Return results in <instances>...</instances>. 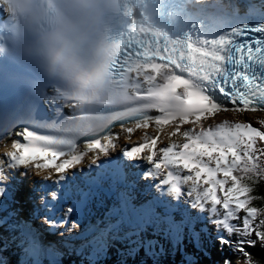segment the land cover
Returning a JSON list of instances; mask_svg holds the SVG:
<instances>
[{
	"label": "snow or ice",
	"instance_id": "snow-or-ice-1",
	"mask_svg": "<svg viewBox=\"0 0 264 264\" xmlns=\"http://www.w3.org/2000/svg\"><path fill=\"white\" fill-rule=\"evenodd\" d=\"M105 10L117 31L95 66H77L46 114L0 117V264H260L264 207L249 193L264 180V120L215 117L264 112V0ZM30 176L42 180L24 188ZM93 209L102 219L82 227Z\"/></svg>",
	"mask_w": 264,
	"mask_h": 264
},
{
	"label": "clouds",
	"instance_id": "clouds-1",
	"mask_svg": "<svg viewBox=\"0 0 264 264\" xmlns=\"http://www.w3.org/2000/svg\"><path fill=\"white\" fill-rule=\"evenodd\" d=\"M18 4L14 7L13 0H0V10L37 29V40L53 60L50 70L61 71L70 81L77 67L73 53L92 33L103 30L107 35L116 26L107 15L105 0H18Z\"/></svg>",
	"mask_w": 264,
	"mask_h": 264
},
{
	"label": "bare ground",
	"instance_id": "bare-ground-1",
	"mask_svg": "<svg viewBox=\"0 0 264 264\" xmlns=\"http://www.w3.org/2000/svg\"><path fill=\"white\" fill-rule=\"evenodd\" d=\"M252 3V2H251ZM254 3V2H253ZM223 116H226L225 119H229V120H240V121H249V122H252L253 123V126H257L259 127L260 125L257 123L258 121L260 120H264V112H256V113H252V112H247L245 114H232V113H228L226 115H221V116H218V117H222V118H219L220 120L224 119ZM216 120V119H215ZM118 130V129H117ZM167 129H165L166 131ZM148 131L151 133L154 131L153 128H149ZM139 135H140V130H137L136 132H134L132 134V140L133 141H137L139 139ZM163 135V134H162ZM165 142H166V138H165ZM121 143H123V140H122V136H121ZM260 145V143L258 142V146ZM2 149V148H1ZM85 160L87 161L88 158L86 157ZM31 177V176H30ZM26 178L28 177H23L21 178L22 181L26 180ZM32 180H42V177H31ZM186 187V186H185ZM25 208H23V212L24 214H27L28 210L26 208V206L24 205ZM68 259L67 257L65 258V260H62L61 261V264H67V260ZM44 264H48V261H44Z\"/></svg>",
	"mask_w": 264,
	"mask_h": 264
},
{
	"label": "rangeland",
	"instance_id": "rangeland-1",
	"mask_svg": "<svg viewBox=\"0 0 264 264\" xmlns=\"http://www.w3.org/2000/svg\"><path fill=\"white\" fill-rule=\"evenodd\" d=\"M250 2H252V3L254 2L255 4H259L260 0H250ZM223 117H224V119L226 118V116H223ZM219 118H222V117H218V116L215 117L216 121H219L220 120ZM98 210H101V209H98ZM101 213H102L101 211L100 212L98 211V215L100 217H102ZM249 251H251L253 253V259L254 260H256L257 262H260V264H264V262H261V257L264 256V252H262L258 246L254 249H249ZM17 255L19 256V252H17ZM231 255L233 258V264H245V257L243 255H237L236 253H231ZM19 258H20L21 264H22L23 257L19 256ZM75 259L79 260V257H77ZM105 259L108 261H111L112 259H114V257L111 255V250L109 252V255ZM145 259H147L149 261V264H151V258L150 257H146ZM161 259L166 261L169 258L168 257H161ZM212 259H214L213 255L205 257V260H208V261H210Z\"/></svg>",
	"mask_w": 264,
	"mask_h": 264
},
{
	"label": "trees",
	"instance_id": "trees-1",
	"mask_svg": "<svg viewBox=\"0 0 264 264\" xmlns=\"http://www.w3.org/2000/svg\"><path fill=\"white\" fill-rule=\"evenodd\" d=\"M249 195L255 197L251 205L257 208L264 207V180H258Z\"/></svg>",
	"mask_w": 264,
	"mask_h": 264
}]
</instances>
